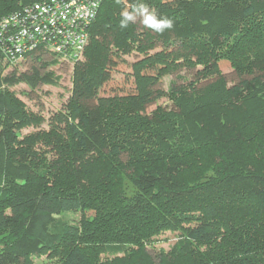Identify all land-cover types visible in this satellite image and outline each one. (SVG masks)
<instances>
[{
	"label": "trees",
	"instance_id": "16d2710c",
	"mask_svg": "<svg viewBox=\"0 0 264 264\" xmlns=\"http://www.w3.org/2000/svg\"><path fill=\"white\" fill-rule=\"evenodd\" d=\"M43 1L0 0V19ZM141 4L170 27L138 28ZM3 44L0 264H264V0H103L67 102L26 136L42 117L11 88L58 86L57 61L40 52L2 74L15 65ZM121 66L127 88H108ZM180 66L195 79L171 82L172 108L147 114ZM64 212L78 220L59 222ZM167 231L169 250L151 249Z\"/></svg>",
	"mask_w": 264,
	"mask_h": 264
},
{
	"label": "built area",
	"instance_id": "2783aa9c",
	"mask_svg": "<svg viewBox=\"0 0 264 264\" xmlns=\"http://www.w3.org/2000/svg\"><path fill=\"white\" fill-rule=\"evenodd\" d=\"M103 0H46L0 19L1 50L11 63L45 53L74 64L89 43V28Z\"/></svg>",
	"mask_w": 264,
	"mask_h": 264
},
{
	"label": "rangeland",
	"instance_id": "374dc122",
	"mask_svg": "<svg viewBox=\"0 0 264 264\" xmlns=\"http://www.w3.org/2000/svg\"><path fill=\"white\" fill-rule=\"evenodd\" d=\"M134 20L135 22H137L138 28H141V25L143 24V16L137 17ZM159 49L160 48L157 47L154 51H158ZM133 52L132 53L130 52L129 55H125L123 57L124 59L127 60L129 64H132L133 62L137 61L140 58ZM82 59L84 60V55L82 56ZM32 60L33 59L31 58H26L25 60L15 65L3 64L2 74L10 73L13 70H16L17 73L26 72L30 70V68L34 65ZM124 69H126L124 66H121L119 68V70H124ZM51 70H53L56 76L60 77L58 86L56 87L41 86L36 90H34L32 93H30L29 97L23 95V92L29 93V89L24 84H18L11 88L12 90L15 91L17 97L20 99L21 102H23V104L26 106V108L31 114L33 115L35 114V116L38 115L37 117H42V122H40L38 125L34 124L22 128L21 136H26L29 135L30 133L35 134L38 131L48 129V119L51 118L53 114L58 112L64 106V104L67 102L70 96L73 64L57 61V64L53 66ZM130 71L131 70L129 67V70L126 69L124 70L123 73L118 71L111 72V79L108 88L121 86V89L125 90L128 86V83L127 81L123 80V77L125 74L129 73ZM195 73H196L195 69H187L184 66H180L173 72L163 74L160 83L157 84L155 88L161 89L164 95L161 98L157 99L153 104H150L147 107L146 110L147 114L152 113V111H155L158 108L164 110L171 109L172 108L171 101L167 96L170 95L169 92L170 83L174 82L175 86L186 85L187 83L195 79ZM221 73L224 77L227 86L237 83L239 81V77L229 66L222 68ZM206 83H207L206 80L199 81L198 88H201ZM40 144L42 143L38 142L37 144H35V147L36 145L41 147ZM44 150L45 147H42V151ZM78 217L79 215L77 213L64 212L58 215L56 219L61 223L69 224V223H74L76 220H78ZM177 237H178L177 231H167L165 233H162L154 238V242L151 249H153L156 252L159 250L167 251L175 243ZM32 264H53V261L47 255H45L39 258L37 257L32 258Z\"/></svg>",
	"mask_w": 264,
	"mask_h": 264
},
{
	"label": "clouds",
	"instance_id": "9594fccd",
	"mask_svg": "<svg viewBox=\"0 0 264 264\" xmlns=\"http://www.w3.org/2000/svg\"><path fill=\"white\" fill-rule=\"evenodd\" d=\"M140 14L143 16V23L156 32H162L165 27H170V21L157 20L154 13H149L147 7L143 4L140 5ZM125 20L122 21V25L127 20L133 19L130 14L125 13Z\"/></svg>",
	"mask_w": 264,
	"mask_h": 264
}]
</instances>
